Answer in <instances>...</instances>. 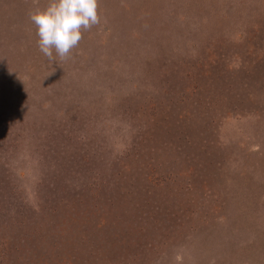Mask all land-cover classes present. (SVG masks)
I'll return each mask as SVG.
<instances>
[{
  "label": "rangeland",
  "instance_id": "rangeland-1",
  "mask_svg": "<svg viewBox=\"0 0 264 264\" xmlns=\"http://www.w3.org/2000/svg\"><path fill=\"white\" fill-rule=\"evenodd\" d=\"M0 0V264H264V0H98L66 59Z\"/></svg>",
  "mask_w": 264,
  "mask_h": 264
},
{
  "label": "clouds",
  "instance_id": "clouds-1",
  "mask_svg": "<svg viewBox=\"0 0 264 264\" xmlns=\"http://www.w3.org/2000/svg\"><path fill=\"white\" fill-rule=\"evenodd\" d=\"M40 52L54 61L66 59L82 39V30L100 23L98 0H49L47 7L30 11Z\"/></svg>",
  "mask_w": 264,
  "mask_h": 264
}]
</instances>
